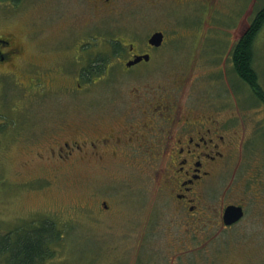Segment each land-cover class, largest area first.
Segmentation results:
<instances>
[{
    "label": "rangeland",
    "instance_id": "obj_1",
    "mask_svg": "<svg viewBox=\"0 0 264 264\" xmlns=\"http://www.w3.org/2000/svg\"><path fill=\"white\" fill-rule=\"evenodd\" d=\"M183 4L170 8L168 0H117L111 5L117 16L100 19L89 15L87 1H0V33L9 31L22 40L34 64L23 65L16 77L0 74V245L46 230L50 256L42 264H146L134 262L133 256L141 223L163 209L156 225L161 245L164 240L167 244L163 227L174 220L173 201L163 198L166 193H161L151 164L47 163L31 158L28 149L39 152L42 136L79 122L80 115L106 128L146 121L152 115L142 114L143 107L170 97L169 110L176 101L198 116L231 117L228 123L238 140L232 158L214 171L196 217H176L182 241L186 231L194 232L193 239L180 244L176 264H264V104L236 76L231 60L233 47L264 0ZM133 7L137 12L143 7L146 14L123 10ZM158 30L167 40L150 64L128 70L118 61L105 65L111 61V39L133 40L141 50L147 36ZM61 39L67 50L55 49ZM252 47L253 68L264 92V23ZM127 51L124 45L120 59L125 60ZM78 66L89 71L85 81L96 82L82 83L83 90L75 92ZM32 67L50 69L57 80L42 99H30ZM48 114L50 121L41 125ZM30 119L36 124L31 126ZM228 204L242 205L244 214L223 231L216 223Z\"/></svg>",
    "mask_w": 264,
    "mask_h": 264
},
{
    "label": "flooded vegetation",
    "instance_id": "obj_2",
    "mask_svg": "<svg viewBox=\"0 0 264 264\" xmlns=\"http://www.w3.org/2000/svg\"><path fill=\"white\" fill-rule=\"evenodd\" d=\"M89 3V15L93 18L107 19L117 16V8L113 10L111 5L116 6L117 0H75V2L84 4ZM137 1V0H133ZM171 7L184 5L183 3L195 2L197 0H168ZM211 1L214 4L215 0ZM208 4V3H206ZM85 7V5H84ZM134 8V7H133ZM123 8L128 14H136L142 17L144 8L140 9V13L136 8ZM86 15L85 11L81 14ZM155 32L162 33V41L159 46L151 45L148 40ZM244 35H240L238 41ZM166 36L162 30L153 31L147 36L141 50L137 49V44L133 40L125 43L122 38L111 39L109 42L110 63L105 65H115L116 61L124 65L128 70L135 65L150 64L152 54L161 49L166 42ZM237 41V42H238ZM127 46L125 60L120 59L121 49ZM236 45V44H235ZM64 48V49H60ZM80 45L76 47V53H79ZM120 48V50H119ZM234 48L232 53L234 52ZM55 49L67 50V41L64 44L63 39L58 40ZM25 45L22 40L16 37L12 32L0 33V74L12 75L16 77L19 71H22L23 65H34L25 55ZM75 53V54H76ZM232 56V54H231ZM68 58V57H67ZM66 58V60H67ZM139 60L127 67L126 63ZM232 63L233 59L231 57ZM75 63H79L76 59ZM60 63L59 68H62ZM63 70V69H62ZM32 72V73H31ZM50 69L33 68L30 71L31 80L27 86L30 90V99H36L38 96L42 99L46 97L48 91H52L56 87V79L52 77ZM88 70H84L83 66H78L76 75L75 92L83 90L82 83L88 81L96 82L93 78L86 80L85 76ZM80 77H82L80 81ZM80 81V82H79ZM66 92H70L71 88L63 84ZM65 86V87H64ZM60 87L58 88V90ZM63 90V89H62ZM160 94V93H159ZM138 97V95H135ZM170 97L165 100H155L147 103V107H143L141 113L144 112L152 115L148 120L131 121L130 123H122L119 125L107 124L109 127L97 126L95 122L87 116L86 119L80 115L79 122L62 126L60 131H56L51 137L44 135L41 137L40 151L33 152L28 149V155L38 161L69 164L74 161L80 163H96L97 165H106L107 163L124 164L125 166L140 163L144 165L151 164L154 168L153 176L158 182L161 193H166L163 198L173 201L174 220L163 227V233L167 240L159 245L156 239L157 225L159 215H164L163 209L145 217V221L141 223L143 232L140 234L139 246L136 249L134 262L137 260L146 261V264H176L180 253V244L187 243L188 239L194 232L192 230L185 231L182 241L181 236L176 232V217L178 220L184 218V215L192 221V217L198 213V201L205 192L209 181L216 175L214 171L230 157L231 150L238 140H235L236 130L230 129L229 119L215 118L214 115H197L193 110H183L176 105V101L171 110L167 109L170 105ZM169 103V105H168ZM144 106V105H143ZM146 109V110H145ZM167 111V112H166ZM167 114V115H166ZM53 116V114H51ZM234 116V114H232ZM54 117V116H53ZM237 117V116H236ZM39 120V119H38ZM40 121V120H39ZM50 121V114L44 117L40 124L46 125ZM36 124L35 120L30 119V125ZM22 162V164H27ZM235 205V204H228ZM223 207V210L226 206ZM243 211L244 208L240 204ZM106 214L109 208L106 203L103 205ZM153 209V207H151ZM223 210L220 216V222L216 223L223 231L230 229L233 225H225L223 223ZM151 211V210H150ZM152 213V212H151ZM182 215V216H181ZM175 221V223H173ZM186 225V222H183ZM189 224V223H188ZM189 228L188 225H186ZM179 230V226H177ZM178 246V247H177ZM190 251V249H187ZM162 261V262H161Z\"/></svg>",
    "mask_w": 264,
    "mask_h": 264
},
{
    "label": "trees",
    "instance_id": "obj_3",
    "mask_svg": "<svg viewBox=\"0 0 264 264\" xmlns=\"http://www.w3.org/2000/svg\"><path fill=\"white\" fill-rule=\"evenodd\" d=\"M1 1V0H0ZM17 2L18 0H11ZM264 23V6L253 16L248 30L236 42L232 59L236 76L249 85L259 102L264 104V92L253 68V42ZM44 230L29 233L25 241L3 242L0 245V264H42L50 255L46 252L50 240ZM9 237V236H8ZM48 238V239H47ZM6 239H8L6 237ZM15 242V243H14ZM12 256V257H11ZM11 257V259H10ZM10 259V262L8 260Z\"/></svg>",
    "mask_w": 264,
    "mask_h": 264
},
{
    "label": "water",
    "instance_id": "obj_4",
    "mask_svg": "<svg viewBox=\"0 0 264 264\" xmlns=\"http://www.w3.org/2000/svg\"><path fill=\"white\" fill-rule=\"evenodd\" d=\"M161 41H162V33L161 32L153 33L148 40V42L154 46H159L161 44ZM138 60H139V58L135 59L134 61L126 63V66L129 67L132 64H134L135 62H137ZM242 216H243V210H242L241 206L228 205L225 207V209L223 211V215H222L223 223L225 225L229 226V225L237 222Z\"/></svg>",
    "mask_w": 264,
    "mask_h": 264
}]
</instances>
